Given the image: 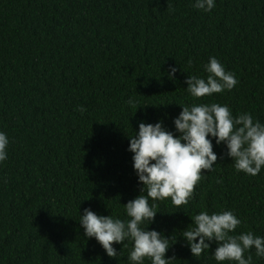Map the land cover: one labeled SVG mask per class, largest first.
<instances>
[{
  "label": "trees",
  "instance_id": "obj_1",
  "mask_svg": "<svg viewBox=\"0 0 264 264\" xmlns=\"http://www.w3.org/2000/svg\"><path fill=\"white\" fill-rule=\"evenodd\" d=\"M193 3L0 0V131L10 141L0 164V264H129L132 243L114 244L120 253L108 257L84 237L79 214L128 219L124 205L141 187L127 151L138 122L162 119L174 131L180 106L218 103L264 123V0H216L211 12ZM210 57L238 84L195 98L184 81L206 78ZM213 145L215 170L187 205L154 202L149 230L172 237L170 264H217L214 242L194 257L182 237L200 211H234L241 225L232 235L264 236V168L237 172L219 158L224 145ZM248 255L264 264L255 249Z\"/></svg>",
  "mask_w": 264,
  "mask_h": 264
},
{
  "label": "clouds",
  "instance_id": "obj_2",
  "mask_svg": "<svg viewBox=\"0 0 264 264\" xmlns=\"http://www.w3.org/2000/svg\"><path fill=\"white\" fill-rule=\"evenodd\" d=\"M215 6L216 0L193 3L194 8L204 12H211ZM204 70L206 78L188 75L184 81L185 90L195 98L231 91L238 84L235 74L215 57L209 58ZM176 73L177 68L171 66L168 78L174 79ZM127 103L136 104L131 98ZM180 107L182 111L172 121L174 131L168 130L162 119L155 123L141 120L138 131L127 136V151L132 154L133 171L141 185L139 195L124 205L128 219L98 215L90 208L79 214L84 237L94 238L110 258L120 253L114 244L127 247L124 242L130 241L129 264H144L145 258L151 264H170L175 259L165 258L172 237L168 238L163 231L149 230L158 213L154 202L170 198L176 207L189 203L204 174L215 170L218 155L213 150V141L217 146L224 145L226 151L219 158H230L237 172L256 176L264 168V123L255 120L251 113L234 116L227 105L218 103ZM9 143L7 134L0 131V164L8 158ZM217 183H222V179ZM191 221L192 226L181 232L194 257H200L214 242L216 247L211 256L217 264H253L252 255L245 257L252 249L257 258H264V236L251 231L232 235L241 225L234 211L211 214L200 211Z\"/></svg>",
  "mask_w": 264,
  "mask_h": 264
}]
</instances>
